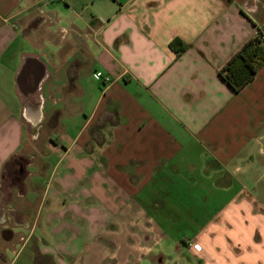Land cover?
Listing matches in <instances>:
<instances>
[{
	"label": "crops",
	"instance_id": "1",
	"mask_svg": "<svg viewBox=\"0 0 264 264\" xmlns=\"http://www.w3.org/2000/svg\"><path fill=\"white\" fill-rule=\"evenodd\" d=\"M263 35L264 0H0V264H264V62L221 76Z\"/></svg>",
	"mask_w": 264,
	"mask_h": 264
},
{
	"label": "trees",
	"instance_id": "2",
	"mask_svg": "<svg viewBox=\"0 0 264 264\" xmlns=\"http://www.w3.org/2000/svg\"><path fill=\"white\" fill-rule=\"evenodd\" d=\"M264 62V46L259 38L253 39L228 62L221 70V76L235 92L250 83Z\"/></svg>",
	"mask_w": 264,
	"mask_h": 264
},
{
	"label": "rangeland",
	"instance_id": "3",
	"mask_svg": "<svg viewBox=\"0 0 264 264\" xmlns=\"http://www.w3.org/2000/svg\"><path fill=\"white\" fill-rule=\"evenodd\" d=\"M49 105H50V103H49ZM49 109V106H47V110ZM55 117H57V116H55ZM54 118V117H53ZM47 123V122H46ZM38 131H35V134L37 135V134H40V135H38V137H39V139H38V142L40 143L39 144V146H40V148L42 147V149H44L45 147V142H46V140H47V138H48V136L51 134V129L49 128V126L47 125V124H45V126L41 129V131H40V133L38 132ZM53 136L55 135V133L54 134H52ZM30 149V148H29ZM31 149H33V148H31ZM13 258V256H11V259Z\"/></svg>",
	"mask_w": 264,
	"mask_h": 264
},
{
	"label": "built area",
	"instance_id": "4",
	"mask_svg": "<svg viewBox=\"0 0 264 264\" xmlns=\"http://www.w3.org/2000/svg\"><path fill=\"white\" fill-rule=\"evenodd\" d=\"M263 39H264V35H263ZM94 78L96 79V80H99V81H102L104 84H107V83H109L110 81H111V78H110V76H107V75H105L102 71H96L95 73H94ZM192 246L196 249V250H201V245L199 244V243H196V242H194V243H192Z\"/></svg>",
	"mask_w": 264,
	"mask_h": 264
},
{
	"label": "flooded vegetation",
	"instance_id": "5",
	"mask_svg": "<svg viewBox=\"0 0 264 264\" xmlns=\"http://www.w3.org/2000/svg\"><path fill=\"white\" fill-rule=\"evenodd\" d=\"M22 171H24V169Z\"/></svg>",
	"mask_w": 264,
	"mask_h": 264
}]
</instances>
